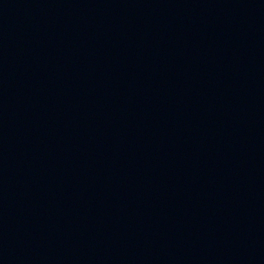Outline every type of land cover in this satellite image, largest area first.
I'll return each instance as SVG.
<instances>
[{
	"label": "water",
	"instance_id": "95a60500",
	"mask_svg": "<svg viewBox=\"0 0 264 264\" xmlns=\"http://www.w3.org/2000/svg\"><path fill=\"white\" fill-rule=\"evenodd\" d=\"M0 264H264V0H0Z\"/></svg>",
	"mask_w": 264,
	"mask_h": 264
}]
</instances>
